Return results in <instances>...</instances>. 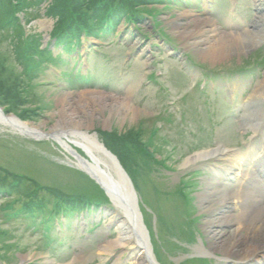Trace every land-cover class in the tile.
<instances>
[{"label": "rangeland", "instance_id": "1", "mask_svg": "<svg viewBox=\"0 0 264 264\" xmlns=\"http://www.w3.org/2000/svg\"><path fill=\"white\" fill-rule=\"evenodd\" d=\"M150 2L136 3L140 12L148 15H143L137 26L124 23L117 29L118 36H104L93 48L84 43L79 49V70L85 73L88 68L95 86L85 83L69 88L66 81L56 76L59 69L52 67L35 77L28 96L31 105L39 104L42 111L40 117L27 122L46 133H67V137L86 146V134L95 137L96 128L119 133L141 131L144 140L154 132L152 141L156 146L153 148L165 167L151 177L142 174L135 194L145 204V223L154 225L153 243L164 252L161 263L169 264L170 260L176 263L198 255L191 248L201 242L200 238L206 246L203 224L208 215L198 209L197 194L209 177L208 173H202L207 164L221 163V159H206L184 165L185 161L211 148H225L223 153L238 148L247 150L250 141L256 143L263 136L264 114L262 128L258 127L256 132L250 127L248 131L241 127L240 118L254 89H258L254 94L264 93L256 87L264 80V33L258 34L254 42L248 35L240 38L233 34L264 27V1L181 0L178 4L179 0H171L168 5ZM25 13V19H32L26 28L47 40L45 31L51 20L44 15L43 6L41 10ZM2 33L0 56L10 57L6 64L12 66L10 45ZM234 38L241 40L232 41ZM207 39L211 44L223 42L221 55L210 56ZM54 65L61 67V62ZM237 71L240 72L234 74ZM261 98L264 106V96ZM252 109L257 110V106L253 105ZM28 139L0 125V165L93 202L104 201L91 180L66 164L71 165L72 158L57 150L55 143ZM188 178L197 181L188 187L193 209L190 213L183 206L184 213L180 214L176 206L180 209L181 204L174 191L179 188V182ZM178 211L179 219L174 216ZM158 212L165 218L164 225L155 224ZM105 214L98 226L92 228L89 223L92 231L87 232L85 223H73L59 248L53 245L49 251L42 246L39 233L26 228L19 220L3 224L1 227L11 233L10 237H0V243H8V248L2 250L6 251V262L113 264L124 259V264L130 263V251L124 249V244L128 247L124 240L131 236L129 226L118 220L113 225V214L109 210ZM189 218L196 220L198 229H190ZM221 228L228 229L225 225ZM185 232L195 237L185 247L187 250L180 238L185 237ZM249 236L246 244H264V241H255V235ZM120 241L123 243L119 244ZM210 256L216 257V264H222L220 253H210Z\"/></svg>", "mask_w": 264, "mask_h": 264}, {"label": "trees", "instance_id": "2", "mask_svg": "<svg viewBox=\"0 0 264 264\" xmlns=\"http://www.w3.org/2000/svg\"><path fill=\"white\" fill-rule=\"evenodd\" d=\"M43 1L0 0V9L6 13L5 20L11 28V34L5 33V37L9 41L11 52L15 54L12 57V66L6 64L10 57L0 56V106L5 112H13L23 120L37 118L41 110L39 104L31 105L28 96L29 86L26 81L32 77L33 73L41 72L42 64L53 57L48 46L40 48L39 35L24 36L14 13L26 8L36 9ZM146 1L149 3L150 1L164 2L167 0H50L45 8V13L54 18L50 37L55 38L56 44L70 49L73 44L80 42L83 34L99 37L102 31L114 30L122 21L130 24L142 20L144 13L140 12L136 3ZM3 21L4 19H0V23ZM24 46L28 48V51L23 50ZM96 131L104 145L118 157L130 175L135 188H138L139 177L142 174L144 177H151L160 167H165V162L155 154L156 150L153 148L156 146L152 141L154 132L151 131L144 140L141 131L128 133H118L116 130L105 132L97 129ZM48 190L47 193L59 198L64 204L70 207L74 204V209L90 206V203L83 197L70 198L71 196L60 191ZM176 194L177 196L184 195L181 190H178ZM33 195L30 204L44 208L42 199H38L36 193ZM56 205L62 207V203ZM176 209H178L177 206ZM158 213L157 223L164 225V217L160 212ZM158 254L161 257L163 253L158 251Z\"/></svg>", "mask_w": 264, "mask_h": 264}, {"label": "bare ground", "instance_id": "3", "mask_svg": "<svg viewBox=\"0 0 264 264\" xmlns=\"http://www.w3.org/2000/svg\"><path fill=\"white\" fill-rule=\"evenodd\" d=\"M258 1L262 0H255V3H258ZM262 33H264V27L258 31H253L252 29L238 31L233 35L237 34L240 38L246 37L248 35L250 36V41L254 42L258 40L256 36L258 34L262 35ZM236 39L238 38H234L232 41ZM240 40L238 39L236 41L239 42ZM206 42L208 45L207 49H209V54L211 57H217L221 55L223 42H221L222 44H211L209 43L210 41L208 39L206 40ZM196 44L199 45V43ZM262 79H264V77ZM259 84L256 87L259 86L261 89H263L264 92V80L263 83H261L260 85ZM255 89L247 100L244 113L240 118V126L243 127L246 131L251 129L254 132H256L258 127L262 128L261 120L264 114V106L261 100V96H264V93L260 94L259 92V94H254ZM257 90L258 89H256V91ZM253 105L257 106V110L252 109ZM0 124H2L3 126H8L13 130L23 134H36L39 131L35 126H32L29 123H20L17 120L13 119L11 116H7L6 119H0ZM85 140L88 144V146L85 145L88 150L96 149L97 151H100V148H102L100 143L93 136H87L85 137ZM252 147L256 148V146L254 145H252ZM224 150L225 148H222L220 150L218 149V147L203 150L188 158L184 163V165H187L190 162L198 160L218 159L220 154V167L222 168L226 165L235 167L236 171L234 170L229 174L237 180V183L234 184V188L230 185L214 186L213 180L209 179L208 182L205 183L204 189L199 194H197L198 209L208 215L203 224V232L205 234V241L207 242V244L204 247V241L203 238H201V242L193 245L191 251L195 253L197 252L200 256L205 254L210 255V253L216 252L220 253L221 256H219V258L222 259V264H254L256 261H263L264 244H246V241L249 240L250 234L255 235V241H264V205H255L256 201H264V183H261L259 181V183L257 182L254 187L249 190H242V187L244 181L249 179V176L250 180H252L253 172H256L257 175L262 174L264 180V155H261V153L258 152L256 154L246 152L241 154L236 152H229L226 153V155L223 153ZM90 153L93 152L91 151ZM91 156L96 160L94 154H92ZM228 157L230 158V162L227 164L226 158ZM82 161V164L85 165L86 162L84 160ZM214 164L208 165V168L212 169L214 167ZM86 169H93L97 172H99V170H102L101 168L98 170L95 166L91 165ZM104 171L113 178L114 183H120L115 174H113L109 168H104ZM212 172H214L213 169ZM124 181L126 182L125 178ZM122 194L124 196V192ZM230 202V209H237L236 213L230 212L229 209L225 211V209H227L225 204L229 205ZM241 205H252L253 210L247 211L246 209L242 208ZM248 214L251 215L248 216ZM137 216L138 218H140L138 213ZM124 223L129 226V230L131 231V236H129L128 239L124 240V243H128V247L124 244V249L130 251V259H132V261L128 264H150L148 240L146 238L145 231L143 230V228H141L140 235L139 232H137L136 224L132 223L131 225V222L127 221L126 218H124ZM138 223L141 224L140 220ZM140 224H138V227H140ZM223 225L228 227V229H222L221 226ZM243 232L245 233L243 234ZM140 236H142L143 241H140ZM241 242H244L243 246ZM122 243L123 241H120L119 244ZM145 245L146 248H143V246Z\"/></svg>", "mask_w": 264, "mask_h": 264}, {"label": "water", "instance_id": "4", "mask_svg": "<svg viewBox=\"0 0 264 264\" xmlns=\"http://www.w3.org/2000/svg\"><path fill=\"white\" fill-rule=\"evenodd\" d=\"M6 118L7 116L4 115V113L2 112V109L0 108V119H6ZM28 135L34 136V133H29ZM36 135L38 137L46 136V134L44 133H36ZM103 151H104L105 156L109 159L111 166H113L112 173L115 174L116 178L119 180L120 183H114L113 178L110 175H108V173L106 172L104 173L102 172V170L100 171L97 163H95V167L99 170V172L93 169H89L87 171L91 173L90 176L94 178L100 184V186L105 190V192L107 193V195L110 197L111 200L114 199L117 203L124 206V218H126L127 221L131 222V225L132 223L136 224L137 232H139L140 234L142 224L138 222L139 220L141 222V217L138 218L137 216V213L139 216H140V213L137 209V205L135 202V191L133 189V186L128 176L126 175V173L121 169L116 158L104 148H103ZM80 161H82V159H80ZM85 162H86V164L84 165L86 166L85 168H89L90 165L94 166L93 164L87 161ZM124 178L126 179V182L124 181ZM123 192H124V196L122 194ZM138 224H140V227H138ZM140 241H143L142 236H140Z\"/></svg>", "mask_w": 264, "mask_h": 264}]
</instances>
